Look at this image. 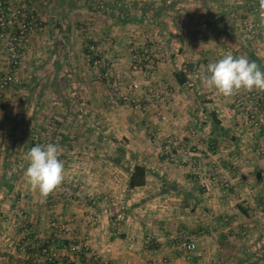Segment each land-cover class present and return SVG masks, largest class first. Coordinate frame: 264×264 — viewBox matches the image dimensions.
Returning a JSON list of instances; mask_svg holds the SVG:
<instances>
[{
	"label": "rangeland",
	"instance_id": "374dc122",
	"mask_svg": "<svg viewBox=\"0 0 264 264\" xmlns=\"http://www.w3.org/2000/svg\"><path fill=\"white\" fill-rule=\"evenodd\" d=\"M26 1L34 8L39 23L34 32L40 31L44 38L41 49L36 50L32 33L30 50L15 69L19 81L14 86L23 88L21 99L25 105L19 114L22 118L13 121L22 120L19 127L8 131L9 153L16 157L17 171L28 166L26 153L33 146L57 142L62 149L59 156L66 158L65 169L81 170L83 177H89L85 180L88 183L95 177L92 172L99 170L96 157L101 155L115 160L110 170L111 166L119 172L130 168V175L146 154L156 156L157 161L149 164H156L161 171L165 165L158 161L160 153L170 157L171 166L179 163L176 148L180 140L174 133L165 132L168 116L174 111L169 105L175 89L168 82L155 81L159 65L170 62L176 73L190 74L188 79L193 83L186 90L190 92L186 105L195 118L190 120L188 129L183 128L189 135L181 137L208 135L209 125L212 129L219 115L216 109L225 112L221 117L229 125V131L223 137L221 125L215 129L214 141H222L215 144L216 153L221 155L218 158L222 159L217 169L208 170L204 165L203 169L187 167L197 176L185 183L196 194L188 190L183 193V202L188 203V214L192 217L164 248H159L151 237L145 244L153 250L159 248L160 264H220L223 259H212L211 252L206 257L199 254L203 250L202 240L191 232L193 228L188 223L199 219L191 200L197 201L201 196L211 198L214 186L223 187L225 192L221 196L226 195L235 205L245 207L248 220L244 226L247 230H242L247 241L243 240L242 247L247 250L224 259L221 264H264V91L241 90L225 98L204 83L206 66L227 53L246 56L264 70V24L259 0H127L138 3L132 11L142 17L129 22L119 20L116 11L107 7L116 0ZM0 45L3 47L0 54L8 58L3 43ZM137 61L142 70L133 67ZM146 65L152 66L149 74L143 73ZM21 71L27 74L23 77ZM37 78L41 80L38 83ZM133 78L141 84L134 95L138 104L123 98ZM144 119L146 124L141 123ZM123 130L128 132L127 136ZM132 139L134 145L130 146L128 141ZM148 167L146 178L151 176V187L147 194L157 204L147 205L166 208L172 205L170 201L179 205L177 195L184 184L174 176L154 177V168ZM68 187L70 198L77 202L85 199L77 188ZM163 195L169 199L165 201ZM136 197L132 203L137 201ZM201 218L211 224V214H203ZM58 228L63 232L67 227ZM190 238L195 239L197 247L187 258L183 242ZM40 244L39 249L44 248L43 242ZM28 246L25 244V250ZM48 252L45 251V256H50L47 257L50 264H63L56 254ZM144 260L143 264L155 261Z\"/></svg>",
	"mask_w": 264,
	"mask_h": 264
},
{
	"label": "crops",
	"instance_id": "0c3cea01",
	"mask_svg": "<svg viewBox=\"0 0 264 264\" xmlns=\"http://www.w3.org/2000/svg\"><path fill=\"white\" fill-rule=\"evenodd\" d=\"M40 14L44 19L43 13ZM43 38L44 35L40 31L33 33L32 40L33 45L37 46L36 50L41 49ZM2 48L0 45V51L3 50ZM179 51L181 53L179 57H182L183 49ZM159 66L155 81L165 84L168 82L175 89L169 105L173 106L174 111L168 116L170 121L168 126L166 125L165 132L170 135L174 133L180 140L176 148L178 155L176 161L179 163L171 166L170 157L160 153L158 161L165 165L164 170L156 169V164H149L150 161H157L154 155L146 154L141 164L148 169V166L154 168L153 174L151 173L154 177L164 174L167 177L174 176L181 184H184L177 195L181 205H178L177 201H170L172 205L166 208L147 205L149 202L157 204L156 199L147 194L151 187V176L146 178L145 184L131 188L129 186L130 168L119 172L111 166L110 170L109 166L114 165L115 160L107 155L96 157L100 166L99 170L92 172L95 177L91 179L94 182L93 180L89 183L85 182L89 177H83L81 170L65 169V181L62 186L46 200H42L38 191H33L27 183L24 176L26 169L17 171L14 167L16 157L9 153L10 133L8 131L19 127L18 125L22 122L20 120L17 124L13 121L22 118L19 114L25 107L21 99L24 94L23 88L14 86V83L4 88L0 87V264H50L47 260L48 256H45L46 250L53 256L57 255L56 258L63 264L75 262L104 264L105 261H110L112 264H143L146 263L144 260L146 258H153L154 264H160V258L157 261L159 248L169 245L172 242L170 237L174 236L177 230H182L185 222L192 217L188 214V203L183 202V193L187 190L194 193L192 188L187 189L188 186L185 183L189 184L197 176L193 175V170L188 171L187 167L198 168L204 165L203 167L208 170L211 167L217 169L222 159L218 158L221 155L216 153L218 148L215 149L218 146L215 144H220L221 140L217 143L213 139L217 127L214 123L212 129L209 125L208 135L205 133L204 137L190 136L188 139L181 137V134L189 135L185 129L190 126V120L195 118L186 105L190 95V92L186 90L193 83L188 79L190 74L186 75L187 80L184 83H180L176 77L177 70L172 69L170 62ZM8 70H10L8 58L0 54V78ZM183 70L186 71V69ZM26 74L21 71V76L24 77ZM39 81H41L40 78H37L35 82ZM177 102L181 105L178 106ZM216 110L219 112L217 118L223 128L221 135L225 137L229 131V125H226L224 118L221 117L225 112ZM151 114L149 116L153 121L155 119ZM205 120L210 122L209 119ZM141 123L147 122L144 119ZM127 133L124 132L126 136ZM133 141L134 139L128 141L130 146L134 145ZM59 158L63 162L66 160L64 156ZM209 174L207 173V176ZM122 178H125V181H121ZM90 183L93 184L89 185ZM67 185L74 186L75 190L77 188L85 199L77 202L70 198ZM136 190H138L137 194ZM223 192L225 188L214 186L211 190V198L201 196L197 201L191 200L193 211L199 212V219L195 218L194 223L188 224H191L190 228H193L191 232L199 235L197 238L202 240L204 251H200L199 254L206 257L211 252L212 259L224 260L234 257L241 250H247L242 247L245 241L243 236L245 232L242 230H247L244 226L247 225L248 219L245 218L247 209L240 204L235 205L226 195L221 196ZM166 195H163L165 201H167L166 198L169 199ZM135 196H138L137 201L132 203ZM93 198L95 200H91ZM230 209H233L231 212L235 215H230L232 214L228 212ZM206 213L207 216L211 214V224H207L208 219L201 218ZM61 226L67 228L60 232L58 227ZM149 237L153 242H157L158 249L153 250L150 245L145 244ZM241 237L243 239H240ZM40 242H43L42 249L38 247L41 245ZM25 244L29 245L27 250H25ZM257 244L259 245L260 241ZM223 260L218 263L221 264Z\"/></svg>",
	"mask_w": 264,
	"mask_h": 264
},
{
	"label": "clouds",
	"instance_id": "9594fccd",
	"mask_svg": "<svg viewBox=\"0 0 264 264\" xmlns=\"http://www.w3.org/2000/svg\"><path fill=\"white\" fill-rule=\"evenodd\" d=\"M260 19L264 24V0H259ZM204 83L225 98L241 90L264 91V70L246 56L225 54L216 62L206 66ZM59 143L33 146L27 153L28 166L24 172L27 183L38 191L42 200L59 189L65 181V164L59 158Z\"/></svg>",
	"mask_w": 264,
	"mask_h": 264
},
{
	"label": "built area",
	"instance_id": "2783aa9c",
	"mask_svg": "<svg viewBox=\"0 0 264 264\" xmlns=\"http://www.w3.org/2000/svg\"><path fill=\"white\" fill-rule=\"evenodd\" d=\"M38 24L34 8L30 7L26 0H0V43H3L8 53L10 64V70L0 78L1 88L19 81L15 69L20 66L22 58L30 50L31 35L37 29ZM133 67L142 70V66L138 61ZM151 68L152 66L148 67L146 65V70L143 73H151ZM140 85L137 78L131 79L123 98L133 100L138 104V101L134 99V95ZM196 247L194 238L183 242L185 253L189 254L187 258L190 257L191 253H194Z\"/></svg>",
	"mask_w": 264,
	"mask_h": 264
},
{
	"label": "trees",
	"instance_id": "16d2710c",
	"mask_svg": "<svg viewBox=\"0 0 264 264\" xmlns=\"http://www.w3.org/2000/svg\"><path fill=\"white\" fill-rule=\"evenodd\" d=\"M118 2H111L110 4H107V7L112 8L117 13V18L124 22L132 21L136 18H142L140 15H137L133 13L132 9L137 8L139 5L137 2L134 1H127V0H116ZM146 9V8H145ZM125 14V15H124ZM124 16V17H123ZM176 77L180 83H184L186 79V74L183 72L176 73ZM214 125L218 126L220 125V121L215 117L214 119ZM221 130L223 131V128L221 127ZM147 170L148 168L142 164H136L133 168V171L131 173V177L129 180V186L131 188H134L136 186H140L145 184L146 182V176H147Z\"/></svg>",
	"mask_w": 264,
	"mask_h": 264
}]
</instances>
